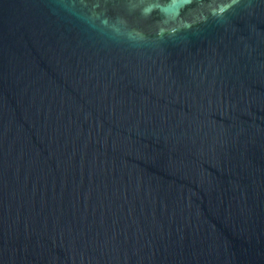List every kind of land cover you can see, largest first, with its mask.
<instances>
[{
    "label": "water",
    "instance_id": "1",
    "mask_svg": "<svg viewBox=\"0 0 264 264\" xmlns=\"http://www.w3.org/2000/svg\"><path fill=\"white\" fill-rule=\"evenodd\" d=\"M0 264H264V0H0Z\"/></svg>",
    "mask_w": 264,
    "mask_h": 264
}]
</instances>
